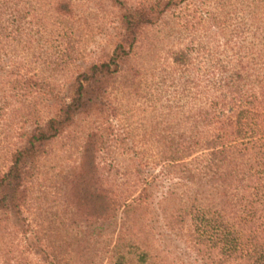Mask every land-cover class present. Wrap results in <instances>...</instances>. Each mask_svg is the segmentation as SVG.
I'll list each match as a JSON object with an SVG mask.
<instances>
[{
    "label": "trees",
    "instance_id": "16d2710c",
    "mask_svg": "<svg viewBox=\"0 0 264 264\" xmlns=\"http://www.w3.org/2000/svg\"><path fill=\"white\" fill-rule=\"evenodd\" d=\"M106 1L118 10L110 51L76 71L66 91L54 92L46 89V79L22 72L9 55H34L43 34L29 27L36 19L28 3L0 0V119H33L28 127L20 122L23 146L10 153L9 166L0 173V228L26 225L24 208L37 187L39 200L64 207V234L78 241L86 227L91 235L99 230L105 264H158L156 243L178 248L180 242L204 264H264V45L261 55L238 57L229 71L219 66L212 87L204 85L202 74L189 76L194 109L179 120L181 130L170 119L154 135L158 163L136 157V163L122 167L117 161V185L109 186L99 175L100 154L109 146V86L116 80L125 85L131 73L127 64L144 29L186 0ZM50 9L62 39L57 58L67 64L73 58L64 26L72 1L50 0ZM188 56L175 53L174 65L186 68ZM39 101L48 104L46 117L36 109ZM65 138L72 142L65 147L72 145L74 159L55 178V168L44 161L52 145ZM117 149L126 154L119 137ZM158 164L157 173L147 171ZM31 240L46 247L37 232Z\"/></svg>",
    "mask_w": 264,
    "mask_h": 264
},
{
    "label": "rangeland",
    "instance_id": "374dc122",
    "mask_svg": "<svg viewBox=\"0 0 264 264\" xmlns=\"http://www.w3.org/2000/svg\"><path fill=\"white\" fill-rule=\"evenodd\" d=\"M16 1L28 3L25 7L36 19L29 27H34V31L39 29L43 34L34 45V55L25 51L9 55L22 72H33L46 79L47 90L66 91L68 81L76 71L96 62L104 49L110 51V34L118 10L106 0H71L72 16L64 29L71 34L69 56L73 60L67 64L57 58L62 39L49 19L52 14L50 0ZM138 1L128 0L129 3ZM263 45L264 0H186L165 13L156 25L146 27L127 64V72L131 73L124 81L125 85L116 80L109 86L106 124L110 125V136L107 138L109 146L100 154L102 184L117 185V161L122 167L136 163V157L158 163L154 135L157 131L162 132L170 119L176 120L174 128L181 130L183 123L179 120L185 119L194 109L196 99H191L193 95L190 94L195 90L187 91L189 76L198 79V74H202L204 85L212 87L213 80L221 72L219 66L229 71L238 57L248 59L261 55ZM183 51L190 57V64L184 69L173 63L174 54ZM44 61L50 63L42 64ZM54 63L60 66L56 67ZM47 106L39 101L36 109L40 116L49 114ZM32 120L14 119L10 115L0 119V173L7 170L10 153L23 146L18 136L20 122L26 124ZM117 137L123 140L126 154L117 149ZM67 138L52 145L51 154L44 161L51 170L55 168V178L58 173L63 175L70 160L74 159L72 145L65 147L70 141ZM147 171L157 173L160 164ZM34 189L33 197L24 208L26 225L10 224L11 227L0 228V264L9 261L13 264H53V261L55 264H105L99 230L91 235L92 228L86 227V233L78 236L79 242L69 232L64 234V207L47 202L45 198L39 200L38 188ZM49 197L53 198V195ZM35 232L46 247L39 249L31 240ZM156 244L153 254L158 264H204L195 251L186 250L181 242L177 244L178 248ZM45 253H50L53 259L47 258Z\"/></svg>",
    "mask_w": 264,
    "mask_h": 264
}]
</instances>
